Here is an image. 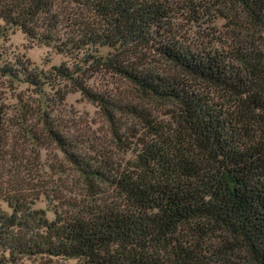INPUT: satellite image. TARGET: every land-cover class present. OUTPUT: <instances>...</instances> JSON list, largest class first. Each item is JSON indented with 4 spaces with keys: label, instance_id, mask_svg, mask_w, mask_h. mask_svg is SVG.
<instances>
[{
    "label": "trees",
    "instance_id": "1",
    "mask_svg": "<svg viewBox=\"0 0 264 264\" xmlns=\"http://www.w3.org/2000/svg\"><path fill=\"white\" fill-rule=\"evenodd\" d=\"M234 1L264 39V0ZM211 5L0 0L3 30L71 61L42 70L0 55L9 90L0 106V264H207V254L234 252L264 264V52L251 41L232 57L186 37L179 11L196 21ZM97 73L141 101L123 89H90ZM71 91L98 106L106 133L66 118ZM215 91L231 99L232 112L213 102ZM146 101L167 105L165 118ZM24 138L51 144L77 187L49 190L17 149ZM44 198L56 203L53 219L35 207Z\"/></svg>",
    "mask_w": 264,
    "mask_h": 264
},
{
    "label": "rangeland",
    "instance_id": "2",
    "mask_svg": "<svg viewBox=\"0 0 264 264\" xmlns=\"http://www.w3.org/2000/svg\"><path fill=\"white\" fill-rule=\"evenodd\" d=\"M211 13L209 16L201 15L200 19L191 21L189 18H183L186 16V12L179 11L177 18L182 20L185 36L192 39L193 43L202 44L203 47L210 49L221 50L224 53L228 52L232 57L237 53L240 54L245 51L249 42L257 41L258 45L264 52V39L255 30L248 18L245 16L244 11L234 0H210ZM182 14V15H181ZM197 18V17H196ZM3 22L0 20V55L3 60H15L18 58L29 61L33 66L38 69L47 70L52 65H58L60 63L70 64L66 57L57 54L52 48L46 47L45 45L29 40L20 30L8 29L3 30ZM106 50L102 49L101 54H105ZM237 67H242V63H235ZM264 71V64L261 66ZM264 74V72H263ZM113 82V84H111ZM87 86L92 90H103L112 89L119 91L125 90L126 94H129L134 101L140 102V94L128 88L127 84L124 85L125 89L115 81L111 76L97 73L90 75L89 81L86 83ZM106 89V90H108ZM28 91L26 87H21L18 92L23 95L24 92ZM5 93L9 96V90L6 88V83L0 79V106L1 102L7 103L9 99L5 98ZM4 94V95H3ZM4 96V97H3ZM13 96V92H12ZM27 102L31 104L32 98L35 96L26 93ZM4 99V100H3ZM212 99L214 103H217L222 110L228 113L234 110V104L226 94L215 91L212 92ZM10 103L13 105L14 101L10 99ZM142 106H146L156 113L159 117L165 118L164 114L167 112L169 107L159 102H141ZM62 113L66 115V118H76L87 120L91 123V129L100 128L101 134L106 133V127L101 124L104 121L100 109L95 103L90 102L87 98L81 95L78 91H71L65 96V106L62 108ZM33 120V119H32ZM67 120V119H66ZM103 126V127H101ZM14 130L11 129V132ZM18 150L23 152V156L30 158V161L35 163V167L42 176L41 180L49 190L75 189L77 183L74 179H68L64 173L68 172V168L64 163L62 155L53 148L51 144L45 141L40 146L36 145L33 141H28L25 138L18 140ZM36 147V148H35ZM35 151L38 152L36 157ZM129 155L125 153V159ZM56 175H55V174ZM70 185V187L68 186ZM47 193L49 191L46 190ZM56 194V193H55ZM35 207L43 211L44 215L48 219H53V207H56V203L40 199L35 203ZM214 243L211 241L209 243ZM236 256L227 254L225 256L215 257L206 255L207 264H249L243 259L241 253L234 252ZM77 261L74 259L66 258H52L42 260H30L28 264H76Z\"/></svg>",
    "mask_w": 264,
    "mask_h": 264
}]
</instances>
